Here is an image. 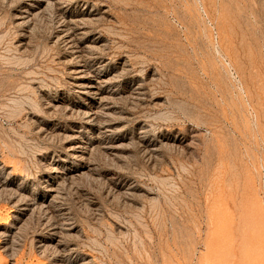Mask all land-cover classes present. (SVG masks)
I'll return each mask as SVG.
<instances>
[{"label":"rangeland","instance_id":"obj_1","mask_svg":"<svg viewBox=\"0 0 264 264\" xmlns=\"http://www.w3.org/2000/svg\"><path fill=\"white\" fill-rule=\"evenodd\" d=\"M0 264H264V0H0Z\"/></svg>","mask_w":264,"mask_h":264},{"label":"bare ground","instance_id":"obj_2","mask_svg":"<svg viewBox=\"0 0 264 264\" xmlns=\"http://www.w3.org/2000/svg\"><path fill=\"white\" fill-rule=\"evenodd\" d=\"M30 11V10H29ZM22 13H24V12H22ZM31 13V12H30ZM27 17V16H26ZM22 19V18H21ZM67 21V20H66ZM66 21H65V23H66ZM70 22V21H69ZM62 23V22H61ZM70 24V23H69ZM67 25V24H66ZM75 25V24H74ZM70 27V26H69ZM66 28H68V27H66ZM65 28V29H66ZM71 29H75V28H71ZM58 31V30H57ZM81 31V30H80ZM64 32V31H63ZM66 32H70V29L68 28L67 29V31ZM72 32H74V31H72ZM71 32V33H72ZM62 40H64L68 45H71L72 43H73V41H72V39H71V37H69L68 35H65L64 34V36L62 35ZM76 38V37H75ZM59 39V38H58ZM60 41V40H59ZM62 43V42H61ZM74 44H75V41H74ZM65 45V44H64ZM75 47V46H74ZM73 48V47H72ZM66 49V48H65ZM69 49H71V48H69ZM78 49V48H77ZM76 49V50H77ZM72 50V49H71ZM72 52V51H71ZM72 54V53H71ZM74 54V53H73ZM77 54V53H76ZM79 57H81V56H79ZM78 57V58H79ZM75 58H76V56H75ZM79 65H80V63H79ZM76 66V65H75ZM88 74V73H87ZM76 75H78V77H76L75 78V80H76V89H78V91L80 92V94H82L83 96H85V97H87V99L89 100V99H92L93 97H95V96H100V83H94L92 80H91V77H89L88 75H86L85 74V72L84 71H80V70H78L77 72H76ZM74 78V77H73ZM96 82V81H95ZM102 85V84H101ZM77 91V92H78ZM79 94V95H80ZM101 99V98H100ZM87 102V101H86ZM88 103V102H87ZM99 103H101V102H99ZM102 104H104V103H102ZM106 104V103H105ZM87 105V104H86ZM105 106V105H104ZM107 106V105H106ZM106 108V107H105ZM98 109V108H97ZM92 110V109H91ZM100 110H92V112H86L85 114H86V119H87V124L88 125H91L93 122H96L97 121V119L100 117L99 116V114H100V112H99ZM84 113V112H83ZM103 114V113H102ZM107 114V113H106ZM84 116V115H83ZM102 116V115H101ZM104 117V116H103ZM105 117H107V116H105ZM86 119H84V120H86ZM100 119V118H99ZM102 120V119H101ZM100 120V121H101ZM90 121V122H89ZM99 121V122H100ZM101 123V122H100ZM98 124V123H97ZM92 126V125H91ZM85 127V126H84ZM90 128V127H89ZM112 131V130H111ZM79 146V145H78ZM81 148V147H80ZM82 150H83V148H82ZM79 152V151H78ZM3 185V184H2ZM50 192H55L53 189H50ZM23 196V195H22ZM21 200L22 199H20V201H17V207H21V209L19 210L20 211V214H22V216H25L28 212H29V206L28 205H22V203L20 204V202H21ZM16 222H14V224L13 225H11V227H10V229L11 230H17L18 229V226H17V221L18 220H22V219H20V218H18V217H15V219H14ZM46 243V242H45ZM41 248L42 247H45L44 245H42V243H41V246H40ZM49 248V247H48ZM39 249V248H38ZM43 250V249H42Z\"/></svg>","mask_w":264,"mask_h":264}]
</instances>
